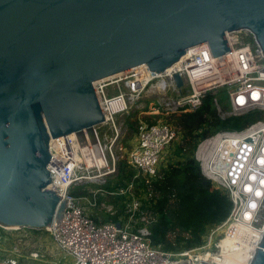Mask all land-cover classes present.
<instances>
[{"label":"water","instance_id":"obj_1","mask_svg":"<svg viewBox=\"0 0 264 264\" xmlns=\"http://www.w3.org/2000/svg\"><path fill=\"white\" fill-rule=\"evenodd\" d=\"M239 29L255 36L264 70V0H0V225L62 219L52 139L75 133L85 155L91 144L103 158L95 81L140 65L162 72L203 42L220 57ZM249 264H264V233Z\"/></svg>","mask_w":264,"mask_h":264},{"label":"built area","instance_id":"obj_2","mask_svg":"<svg viewBox=\"0 0 264 264\" xmlns=\"http://www.w3.org/2000/svg\"><path fill=\"white\" fill-rule=\"evenodd\" d=\"M227 38L231 49L220 57L214 56L203 42L192 46L162 72L140 65L95 81L105 115L101 124L110 126L111 133H106L105 139H111L112 143L119 136L122 124H118L116 115L138 111L145 115L189 112L202 104L207 92L224 87L229 108L223 109L214 98L221 117L254 109L264 111V70H260L263 50L248 29L228 32ZM175 74L181 76L182 86L177 84ZM95 130L106 161L104 167L87 164L75 133L55 138L54 142L52 139L50 143L49 188L65 199L67 205L62 219L48 229L63 254L72 258V264H173L182 260L219 264L229 262L239 253L246 255L244 264L250 263L264 233V118L241 130L221 129L199 140L194 157L201 173L229 195L232 208L226 219L209 228L203 244L176 251L152 244L153 211H140L141 201L137 197L131 200L128 214L120 220L103 221V213L117 212L112 203L100 198L108 195L106 190L95 188L84 195L73 193L78 185L115 171V164L109 167L108 146L100 139L96 127ZM177 136L176 128L168 122H140L136 144L129 154L138 174L157 175L160 160ZM110 154L113 156V152ZM105 167L108 170L101 174V168ZM92 168H97L99 174L93 173ZM132 186L130 183L110 194H125ZM3 263L17 264V261L8 258L0 262Z\"/></svg>","mask_w":264,"mask_h":264},{"label":"trees","instance_id":"obj_3","mask_svg":"<svg viewBox=\"0 0 264 264\" xmlns=\"http://www.w3.org/2000/svg\"><path fill=\"white\" fill-rule=\"evenodd\" d=\"M214 98L223 109L229 108L227 88L207 92L202 104L196 109L181 114L144 115L142 118H130L137 112L127 115L132 126L140 122L157 121L172 124L179 135L174 144V151L169 157L177 159L168 165H162L157 175L138 174L128 157L116 162L115 173L106 176L105 181L97 184L108 192L101 199L112 203L117 212L115 215L103 213V221H118L128 214L131 200L137 197L141 209H151L153 219L151 241L154 246L167 251L193 248L203 244L209 228L226 219L232 208L229 195L204 177L199 163L194 157L195 148L201 138L221 129L241 130L257 119L264 118V111L254 109L240 115L221 117ZM172 143L167 147L166 154ZM132 183V189L125 194L111 195L110 192L125 189ZM74 188L73 193L84 195L88 191ZM139 211V212H140ZM138 212V213H139Z\"/></svg>","mask_w":264,"mask_h":264},{"label":"rangeland","instance_id":"obj_4","mask_svg":"<svg viewBox=\"0 0 264 264\" xmlns=\"http://www.w3.org/2000/svg\"><path fill=\"white\" fill-rule=\"evenodd\" d=\"M147 99L145 101H149ZM144 101V100H142ZM134 111V110H133ZM133 113V112H132ZM145 114L138 113L131 117L133 121L136 117L142 118ZM118 124H122L119 136L111 143V139L106 140L105 134H110V126L107 124L96 125L98 134L102 142H106L108 146V160L109 167L112 168L116 162L121 158L129 159L130 150L136 144L137 132L134 126L127 120V114L116 115ZM115 134H112L114 136ZM179 140V135L172 142V145L168 149V152L163 159L160 160L159 168L164 165H168L174 162L177 157L170 156L174 151L175 142ZM113 152V156L110 154ZM130 160V159H129ZM108 169L101 168V174ZM93 173L99 174L97 168H92ZM115 173V171L113 172ZM106 175H101L99 179L95 181H86L80 185L81 190L90 191L96 188L97 184L104 182ZM97 180V181H96ZM8 258H14L17 264H72V258L66 257L62 250L55 242L51 231L48 228H31V227H18L8 228L0 225V262L7 260Z\"/></svg>","mask_w":264,"mask_h":264},{"label":"bare ground","instance_id":"obj_5","mask_svg":"<svg viewBox=\"0 0 264 264\" xmlns=\"http://www.w3.org/2000/svg\"><path fill=\"white\" fill-rule=\"evenodd\" d=\"M71 135H74V134L72 133ZM54 141H55V139H53V142ZM53 142H52V144H53ZM89 153H90V155H86V159H87L86 161H87L88 165H95L96 163H98V165H99L102 162L104 163V165H106V161H105L104 157L101 160H97V158H95L96 160L93 159V160L89 161V158H91L92 156L94 157V154H95L92 146L90 148ZM248 216H250V215H248ZM6 227H8V228H13V227L14 228H18L19 226H6ZM245 258H246L245 254L239 253V254L234 255L229 262H225V263L223 262V263H219V264H244L245 263Z\"/></svg>","mask_w":264,"mask_h":264}]
</instances>
